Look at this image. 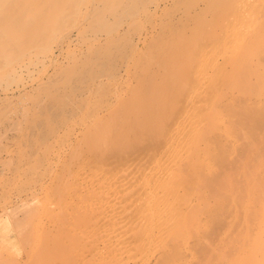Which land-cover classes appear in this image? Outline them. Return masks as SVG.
<instances>
[{
    "label": "bare ground",
    "instance_id": "6f19581e",
    "mask_svg": "<svg viewBox=\"0 0 264 264\" xmlns=\"http://www.w3.org/2000/svg\"><path fill=\"white\" fill-rule=\"evenodd\" d=\"M231 1L180 0L154 42L130 39L161 9L151 0H0L3 89L54 43L94 39L10 110L44 145L33 193L64 197L55 219L11 216L21 248L0 264H264V10L210 19Z\"/></svg>",
    "mask_w": 264,
    "mask_h": 264
},
{
    "label": "rangeland",
    "instance_id": "374dc122",
    "mask_svg": "<svg viewBox=\"0 0 264 264\" xmlns=\"http://www.w3.org/2000/svg\"><path fill=\"white\" fill-rule=\"evenodd\" d=\"M157 5H160L161 9L154 14L155 16L153 15V22L147 21L144 17L137 18L139 27L136 31L130 33V39L138 40L140 36L150 32L154 35L152 40L155 42V39L164 36L163 27L165 24L172 21L177 22L184 17L183 6L185 5H181L180 0H151L149 7L152 9ZM200 6L204 7L205 5L200 3ZM263 10L264 2L262 0H233L228 5H220L218 9L212 10L209 17L214 20L236 23V21L254 20L260 17L259 14ZM233 27H235V30L240 31L237 28L238 25L233 24ZM75 33L72 35L71 42L54 43L46 54L35 56L34 59L37 62L30 73L21 74L18 80L8 88L3 89L0 87V247H2L0 248V255L2 252L15 254L20 250L19 239L11 228H13L14 223L21 220L25 212L32 211L35 208L38 213V220L47 221V214L55 219L62 211L61 202L64 192L61 189L54 188L46 195H43V192L40 194L33 193V188L38 187L37 184L43 178L47 167L44 160V145L37 143L31 137L28 131L26 110L19 114L22 117L12 115L10 110L19 106L24 108L33 106L35 97L40 93L38 84L40 81H45L48 78L47 76L54 72L53 66L55 68L58 66L57 69H61V67L65 69L73 66L75 60L83 58L84 54L87 53L88 44L94 39L90 35L88 36L90 37L89 41H85L80 35H77V32ZM153 41L151 45L154 43ZM166 45L172 47L173 43L167 42ZM139 46H143L141 42ZM140 59L148 62L146 67L154 68L161 58L156 56L155 51L151 48L145 50L140 55ZM171 59H174V57H171ZM52 61L55 62L54 65L51 64ZM122 66V62H120L118 69ZM170 67L177 68V71L187 68L186 64L177 66L174 64ZM104 91L103 89L92 99H103ZM134 96L132 94L129 98H135ZM34 195L38 196L37 201H34L36 197ZM40 195L42 196L40 197ZM12 215L18 220H15V222L12 220L11 222L10 219H15L11 217ZM9 242H11V245Z\"/></svg>",
    "mask_w": 264,
    "mask_h": 264
}]
</instances>
